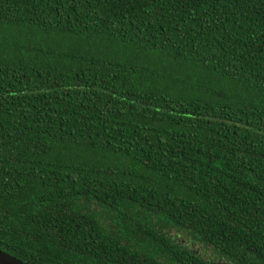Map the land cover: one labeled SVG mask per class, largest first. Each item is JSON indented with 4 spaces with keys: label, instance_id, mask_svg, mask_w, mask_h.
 <instances>
[{
    "label": "trees",
    "instance_id": "obj_1",
    "mask_svg": "<svg viewBox=\"0 0 264 264\" xmlns=\"http://www.w3.org/2000/svg\"><path fill=\"white\" fill-rule=\"evenodd\" d=\"M0 251L264 264V0H0Z\"/></svg>",
    "mask_w": 264,
    "mask_h": 264
},
{
    "label": "water",
    "instance_id": "obj_2",
    "mask_svg": "<svg viewBox=\"0 0 264 264\" xmlns=\"http://www.w3.org/2000/svg\"><path fill=\"white\" fill-rule=\"evenodd\" d=\"M0 264H25V263L0 251Z\"/></svg>",
    "mask_w": 264,
    "mask_h": 264
},
{
    "label": "rangeland",
    "instance_id": "obj_3",
    "mask_svg": "<svg viewBox=\"0 0 264 264\" xmlns=\"http://www.w3.org/2000/svg\"><path fill=\"white\" fill-rule=\"evenodd\" d=\"M190 248H191V250L195 251L196 253L199 252V247H197V246H192L191 245Z\"/></svg>",
    "mask_w": 264,
    "mask_h": 264
}]
</instances>
